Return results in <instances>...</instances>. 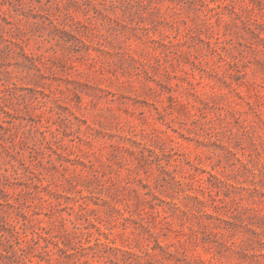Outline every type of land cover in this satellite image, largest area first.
Returning a JSON list of instances; mask_svg holds the SVG:
<instances>
[{
    "label": "rangeland",
    "instance_id": "374dc122",
    "mask_svg": "<svg viewBox=\"0 0 264 264\" xmlns=\"http://www.w3.org/2000/svg\"><path fill=\"white\" fill-rule=\"evenodd\" d=\"M0 264H264V0H0Z\"/></svg>",
    "mask_w": 264,
    "mask_h": 264
}]
</instances>
